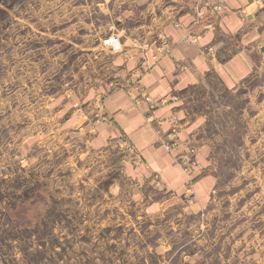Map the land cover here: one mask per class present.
<instances>
[{"label": "rangeland", "instance_id": "rangeland-1", "mask_svg": "<svg viewBox=\"0 0 264 264\" xmlns=\"http://www.w3.org/2000/svg\"><path fill=\"white\" fill-rule=\"evenodd\" d=\"M58 3L0 0V264H264V0L247 44L252 73L234 97L222 93L233 104L230 153L189 215L191 197L152 208L171 194L129 174L141 161L126 139L94 143L109 122L102 99L127 79L114 57L156 41L115 50L103 43L114 33L81 37L88 28L63 22Z\"/></svg>", "mask_w": 264, "mask_h": 264}, {"label": "crops", "instance_id": "crops-1", "mask_svg": "<svg viewBox=\"0 0 264 264\" xmlns=\"http://www.w3.org/2000/svg\"><path fill=\"white\" fill-rule=\"evenodd\" d=\"M62 1L58 6L64 8L63 22L81 21L85 25L79 29L88 28L81 37L100 40L114 33L122 38V46L133 38L156 41L159 33L168 38L169 51L156 61L152 59L156 45L140 50L132 42L124 46L127 59L114 57L127 79L123 89L102 99L109 122L101 125L94 143L99 147L117 137L126 139L133 158L141 161L130 166L129 174L150 184L157 178L161 189L171 194L167 200L155 201L153 209H169L191 197L183 212H201L210 197L215 170L229 155L236 133L227 112L233 107L232 99L223 102L222 93L234 97L252 73L254 50L247 44L256 37L261 0H203L199 5L204 6L203 14L193 4L180 6L166 0ZM68 6L71 17H67ZM255 52H264L261 41ZM173 95L176 101L159 104ZM172 130L174 142L168 139ZM170 142L172 148L167 149L165 143ZM184 154L193 161L188 169L178 163ZM191 189L193 196L188 193ZM171 199L180 201L160 207Z\"/></svg>", "mask_w": 264, "mask_h": 264}, {"label": "built area", "instance_id": "built-area-1", "mask_svg": "<svg viewBox=\"0 0 264 264\" xmlns=\"http://www.w3.org/2000/svg\"><path fill=\"white\" fill-rule=\"evenodd\" d=\"M166 1H169V2H171L173 4H175V5H180V6H182V5H188V4H193V5L199 7V13H201V14L204 13V11H203V9H204L203 7L204 6L203 7H200L199 6L202 3L203 0H166ZM175 26H177V25L175 24ZM158 39H159V42L158 43L156 42L157 45H158L157 46V51L158 52H157V54L153 55V58L154 59H157L160 54L163 55V54L167 53V51H169L168 38L167 37H162L161 34L159 33L156 41ZM194 41H196V40H194ZM103 43L105 45L112 46L113 49H115V50H119V49L122 50V47H123L122 46V43H120L119 36L117 34H112L111 36L105 38L103 40ZM133 44L134 45H137L138 44V41L136 39H134L133 40ZM143 45H144V48L148 47V44L147 43H143L142 44V47H143ZM177 99L178 98L175 95L171 96L170 98L164 97V98H162L159 101V104H166L169 101L170 102H173V101H176ZM172 133H173L172 135L175 137V130H172ZM168 146L170 147L171 145H168ZM190 160H191L190 157L187 156V155H184L181 158V161H182V163L185 164V167H186L187 163L190 162Z\"/></svg>", "mask_w": 264, "mask_h": 264}]
</instances>
